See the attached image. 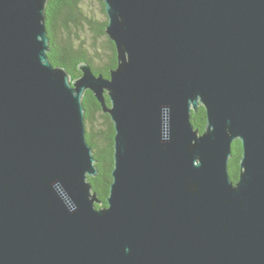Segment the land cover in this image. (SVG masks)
<instances>
[{
    "label": "water",
    "instance_id": "obj_1",
    "mask_svg": "<svg viewBox=\"0 0 264 264\" xmlns=\"http://www.w3.org/2000/svg\"><path fill=\"white\" fill-rule=\"evenodd\" d=\"M47 1L0 0V264H264V0H103L117 64L74 78ZM87 89L115 131L101 207Z\"/></svg>",
    "mask_w": 264,
    "mask_h": 264
},
{
    "label": "trees",
    "instance_id": "obj_2",
    "mask_svg": "<svg viewBox=\"0 0 264 264\" xmlns=\"http://www.w3.org/2000/svg\"><path fill=\"white\" fill-rule=\"evenodd\" d=\"M99 3L100 16L89 9L88 0H48L45 24L50 41L47 52L53 65L66 68L71 76L81 74L78 65L87 62L94 74L108 77L117 64L114 42L105 31L107 15L103 0ZM106 101L109 103L108 96ZM84 107L85 137L93 148L98 173L89 176L92 189L100 200L97 207L106 205V197L112 181L114 127L110 115L104 112L93 92L87 89L82 97ZM101 121L97 124V119ZM190 120L201 132L206 123V111L202 105L192 111ZM242 146L239 139L232 142V155L229 158V173L232 181L239 175V159Z\"/></svg>",
    "mask_w": 264,
    "mask_h": 264
},
{
    "label": "rangeland",
    "instance_id": "obj_3",
    "mask_svg": "<svg viewBox=\"0 0 264 264\" xmlns=\"http://www.w3.org/2000/svg\"><path fill=\"white\" fill-rule=\"evenodd\" d=\"M88 7L90 10H92L95 13L97 17L100 16L99 3L97 0H88ZM100 121L101 119L98 118L96 123L98 124Z\"/></svg>",
    "mask_w": 264,
    "mask_h": 264
}]
</instances>
